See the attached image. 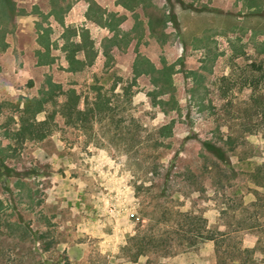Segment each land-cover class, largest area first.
<instances>
[{"label":"rangeland","instance_id":"rangeland-1","mask_svg":"<svg viewBox=\"0 0 264 264\" xmlns=\"http://www.w3.org/2000/svg\"><path fill=\"white\" fill-rule=\"evenodd\" d=\"M14 1L11 17L0 0V100L6 103L0 107V200L4 220L19 228L4 227L15 236H0V264H63L65 257L70 264H264V188L249 181L264 176V0H167L170 9L197 13L194 23L155 26L154 39L136 47L129 37L118 47L99 43L108 32L93 26L94 39L80 48L63 42L78 40V29L62 33L54 23L68 17L65 0ZM106 50L108 64L98 57ZM135 54L153 58L157 71L135 76ZM52 88L57 94L38 119L52 111L50 102H64L68 89L80 94L81 108H91L99 94L113 119L103 112L78 130L56 116L48 139L15 144L9 135L23 103L43 100L42 90ZM172 120L174 135L159 137ZM202 140L224 148L237 177L224 180L217 167L206 173L204 163L216 159ZM9 144L14 152L6 151ZM12 203L14 211L7 207ZM178 211L204 216L209 228L225 233L219 258L213 243L182 239L172 226ZM145 231L159 239L133 261L131 237ZM38 232L47 233V243ZM259 238L263 251L251 260L235 255L238 248L252 250ZM42 244L51 248L43 251Z\"/></svg>","mask_w":264,"mask_h":264},{"label":"trees","instance_id":"trees-1","mask_svg":"<svg viewBox=\"0 0 264 264\" xmlns=\"http://www.w3.org/2000/svg\"><path fill=\"white\" fill-rule=\"evenodd\" d=\"M5 3V1H4ZM9 3L6 2V11L9 14L11 12V5L10 7L8 6ZM10 16V14H9ZM62 91V90H59ZM57 91H55V88H52L51 90H48V92L42 90V96L45 98L42 99H37V98H27L25 102L23 103V108L21 109L20 116H19V122L17 129L14 130V135L11 136L9 135L10 138H12L15 142V144H21L27 140L31 141H45L46 139L49 138L50 135H52L53 131V122L56 118V116H59L60 119L63 121V125L73 127L78 130H85L86 125L90 124V121L92 119L94 120H101L99 118L101 113H106L105 117L111 113V106H109V101L105 100L103 101L101 99V96L97 94L95 97V100L91 102V108H81L80 107V101H81V96L80 94L77 93L75 89H68L67 91L61 93V95L65 96V100L62 103L58 102H50L52 105V111L48 113V116H45L43 119H38V115H40L43 112H47V105L51 97L56 95ZM258 103L260 104L259 107L263 105L262 102L257 100ZM262 104V105H261ZM172 109H175V107H172ZM107 118V117H106ZM108 119H113V117L110 115ZM113 121V120H112ZM136 123V120L132 117V126ZM174 124L175 122L172 120V122L164 124L158 129V134L159 137L163 139H169L174 135ZM53 125V126H52ZM137 126V125H136ZM136 140V138L132 135V141ZM223 140V139H222ZM232 138H229L228 140L226 139L223 144L231 143ZM137 142H135L136 144ZM205 150L208 151V153H211V155L216 159H209L204 163V170L206 173L211 174L215 169L214 167H217L219 173H222V178L226 180L225 178H230V175L235 176V169L231 164L230 158L226 155V151L222 146H217L215 143H212L211 141L205 140L200 142ZM15 144H9L6 147V151H15ZM132 147H134V143L132 144ZM202 155V153H201ZM203 156V155H202ZM206 157V156H205ZM208 159V158H206ZM258 172V170H256ZM194 171L189 170L187 171V176H191ZM17 176V175H16ZM237 177V176H235ZM251 179L249 180L251 183L256 188H264V176H260L258 173L250 175ZM18 179H21L19 176H17L16 181ZM220 180V178H219ZM222 180V179H221ZM14 182V184H17V182ZM215 183L212 184V187H214ZM10 192V191H7ZM252 192L255 195H259V192L257 189H253ZM11 193V192H10ZM10 204L7 205L12 211H14L16 208L14 204L12 203L11 206ZM259 209V208H257ZM6 210L4 206L3 200H0V221L4 222V226L1 229L0 228V236L4 235L5 237H13L15 236L12 232H4L3 229L4 227L9 230L12 229L13 225L16 226V229L19 228L18 224H14V222H10L7 219L4 220V216ZM235 212V211H234ZM242 212V211H241ZM171 214V213H168ZM175 218L172 221L173 225H176L180 227L181 233L180 236L182 239L188 244L192 245L193 243L197 244H203L206 242H211L213 243L215 247V252L216 255L220 256V251L222 249V246L225 243V240L223 239L225 236V233L219 232L218 230H213L208 227L207 225V219L204 216L201 215H196L192 214L190 212H175L174 214ZM172 217V216H171ZM176 221V222H175ZM162 222L169 224L170 220L168 218L162 220ZM252 227V226H249ZM261 227H264V225H261ZM18 230V229H17ZM141 232V231H140ZM140 232H136L134 235H132L131 240H132V251L133 248H136L132 260L137 261L139 258L146 256L147 251H149L150 244L151 242H155V240H158L153 236L151 233H148L145 231L143 234ZM6 233V234H5ZM47 233L46 232H38L36 236L38 239L43 241L44 243H47L45 241ZM20 237V236H19ZM23 235L21 240L23 239ZM1 239V237H0ZM42 242V243H43ZM160 241H158L157 245L159 244ZM260 244L262 245V241L259 238L258 241L256 242L254 248L252 250H243L241 248H238L237 250L239 254L238 257L240 259L242 258L240 255H247L246 257L248 259H252V255L256 252H259V250L263 249L261 248ZM43 245V244H42ZM153 245V244H152ZM155 245V246H157ZM230 246V245H229ZM51 248L50 245L44 244L42 246L43 251H48ZM264 252V251H263ZM221 261V258H220ZM63 264H70L69 259L65 257L63 259ZM19 264H46L43 260H37L36 262L33 263H27V261L22 260Z\"/></svg>","mask_w":264,"mask_h":264},{"label":"crops","instance_id":"crops-1","mask_svg":"<svg viewBox=\"0 0 264 264\" xmlns=\"http://www.w3.org/2000/svg\"><path fill=\"white\" fill-rule=\"evenodd\" d=\"M3 1H5V3L8 2L9 7L11 5V12L9 14L11 17H13L15 11V1ZM65 1L68 4V17L64 18L63 16H61L59 17L60 19L54 17V23H56L62 28V33L69 28L78 29V32L75 33V36L77 34L79 38L78 40L72 39L70 41L66 38H63V42L64 44H66L67 42L75 41V43L79 45V48L82 46L86 39H90V35H92L93 38L94 31L91 32L90 30V28H93V26L94 28H96V32L99 30L102 31L103 29L107 30L108 32V36H105L104 38H99V43H102L103 41H108L112 43L115 47H118V42L121 39L129 37L130 47H136L138 45L141 46L143 43L145 44L146 42L154 39L155 32L152 28L155 26L165 27L169 21L173 24V26L185 20H187L188 22L192 21L194 23V21L198 17L197 13L186 11L185 8L170 9L167 0H73V2H70V0ZM55 3L56 2H53V4ZM202 15L204 14H200L199 16L205 17ZM207 21V25L208 27H210V23H212L211 18L209 17ZM167 31L165 30V32ZM52 40L54 41L55 39L52 38ZM159 41L162 42L161 39ZM104 52L105 53L99 51L98 57L104 56L106 59V64H108L109 60L111 59V56L108 50ZM66 54L65 59L69 60L71 58V55ZM84 57L85 58L83 60V64L85 65V61L87 58L86 53L84 54ZM135 58L136 59L133 63L132 69V72H134L135 76H139L142 73L151 74V72L157 71V68L155 67L156 65L153 64L156 63V61L150 56H144L143 54H135ZM142 59H145L144 61H146V66L148 67L146 68L145 66L144 70H142V66H139V62ZM5 106L6 103L3 102V100L1 99L0 107L5 108ZM0 116H3V114L0 113Z\"/></svg>","mask_w":264,"mask_h":264}]
</instances>
